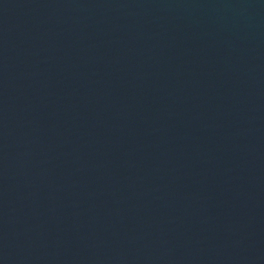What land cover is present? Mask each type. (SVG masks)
Returning a JSON list of instances; mask_svg holds the SVG:
<instances>
[{
    "label": "water",
    "instance_id": "95a60500",
    "mask_svg": "<svg viewBox=\"0 0 264 264\" xmlns=\"http://www.w3.org/2000/svg\"><path fill=\"white\" fill-rule=\"evenodd\" d=\"M0 264H264V0H0Z\"/></svg>",
    "mask_w": 264,
    "mask_h": 264
}]
</instances>
